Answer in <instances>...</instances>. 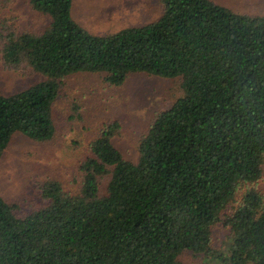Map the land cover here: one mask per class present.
<instances>
[{
	"label": "trees",
	"instance_id": "16d2710c",
	"mask_svg": "<svg viewBox=\"0 0 264 264\" xmlns=\"http://www.w3.org/2000/svg\"><path fill=\"white\" fill-rule=\"evenodd\" d=\"M155 21L93 36L72 0H29L49 19L39 34L8 33L7 67L42 80L0 93V160L14 135L53 138L63 80L91 74L111 87L133 74L179 80L182 96L151 120L135 161L106 123L78 166L76 189L37 184L22 215L0 194V264H264V16L211 0H159ZM229 232L212 250V229Z\"/></svg>",
	"mask_w": 264,
	"mask_h": 264
},
{
	"label": "rangeland",
	"instance_id": "374dc122",
	"mask_svg": "<svg viewBox=\"0 0 264 264\" xmlns=\"http://www.w3.org/2000/svg\"><path fill=\"white\" fill-rule=\"evenodd\" d=\"M247 16H264V0H211ZM159 0H72L71 16L93 36H106L125 28L140 27L161 16ZM49 24L46 16L33 11L29 0H0V93L10 95L42 80L25 65L7 67L2 60L8 33H41ZM179 80L145 74L130 75L119 87L106 85L101 76L78 74L63 80L53 106L55 134L39 143L14 135L0 160V194L5 203L23 214L35 205L38 183L59 181L75 190L78 166L88 155L89 145L104 124L120 125L113 144L123 158L135 161L137 147L152 118L182 96ZM256 189L264 191V176ZM229 232L221 225L212 229V250L225 252ZM183 264H204L201 257L185 253Z\"/></svg>",
	"mask_w": 264,
	"mask_h": 264
}]
</instances>
